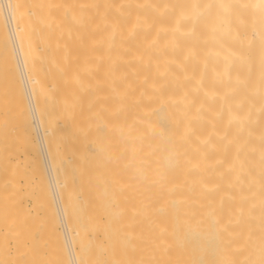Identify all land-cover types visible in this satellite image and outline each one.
<instances>
[{"label":"bare ground","instance_id":"6f19581e","mask_svg":"<svg viewBox=\"0 0 264 264\" xmlns=\"http://www.w3.org/2000/svg\"><path fill=\"white\" fill-rule=\"evenodd\" d=\"M184 4L0 0V264H264V49L227 94Z\"/></svg>","mask_w":264,"mask_h":264},{"label":"clouds","instance_id":"9594fccd","mask_svg":"<svg viewBox=\"0 0 264 264\" xmlns=\"http://www.w3.org/2000/svg\"><path fill=\"white\" fill-rule=\"evenodd\" d=\"M173 31L193 38L199 48L191 58L231 94L246 85L240 73L247 72L250 59L244 50L253 45L264 49V0H185Z\"/></svg>","mask_w":264,"mask_h":264}]
</instances>
